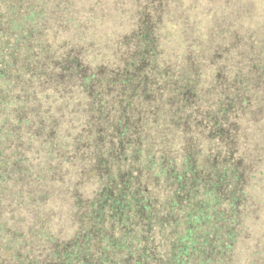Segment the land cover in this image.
I'll list each match as a JSON object with an SVG mask.
<instances>
[{
	"label": "trees",
	"instance_id": "trees-1",
	"mask_svg": "<svg viewBox=\"0 0 264 264\" xmlns=\"http://www.w3.org/2000/svg\"><path fill=\"white\" fill-rule=\"evenodd\" d=\"M212 3L0 0V264H264V32Z\"/></svg>",
	"mask_w": 264,
	"mask_h": 264
},
{
	"label": "rangeland",
	"instance_id": "rangeland-1",
	"mask_svg": "<svg viewBox=\"0 0 264 264\" xmlns=\"http://www.w3.org/2000/svg\"><path fill=\"white\" fill-rule=\"evenodd\" d=\"M227 2V4L224 7H221V3L219 5H215L214 3H212V12H213V16H214V20H215V27L218 26V24L222 23V26H230L232 28H236V30H238L239 32H246V30H249L251 32H264V19L262 22H259L258 19L259 17L264 18V7L262 6V0H225ZM229 2V4H228ZM224 5V4H223ZM242 5H247L250 8L246 10V8L242 9L241 12L243 13V15H239L237 22L235 24V22L233 21V15L234 13V9L238 10L239 8H243L245 6ZM246 16L245 18L241 19L243 16ZM241 16V18H240ZM199 18V19H198ZM251 18H253V23H255V25H253V23L251 22ZM201 20L203 21V23L201 22ZM255 20V21H254ZM192 23L190 24V26H192V28H195L196 30L202 25L204 24L207 19L204 15H197V17H195V19H192ZM233 21V22H232ZM226 23V24H225ZM189 24V23H188ZM258 26H260L261 28H259ZM224 27V28H226ZM258 29V30H257ZM256 30V31H255ZM210 34V32H209ZM200 41H203V38H198ZM11 207V206H9ZM60 206L55 204H52L51 206V218L49 217V221H51L52 225L55 222V218L59 217L58 216V211ZM9 212H12V216L13 218L16 217L15 214L17 215H22L21 211H23L22 209L16 210V209H8ZM10 222V221H9ZM60 224L57 223V225H55L54 228L58 227ZM34 250H36V252H38V247H35ZM4 253V252H3ZM0 255H3L2 252Z\"/></svg>",
	"mask_w": 264,
	"mask_h": 264
}]
</instances>
